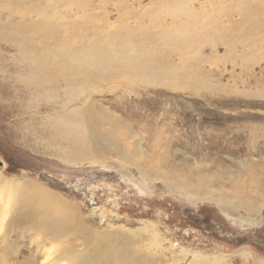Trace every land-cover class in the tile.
I'll return each instance as SVG.
<instances>
[{
	"label": "rangeland",
	"instance_id": "obj_1",
	"mask_svg": "<svg viewBox=\"0 0 264 264\" xmlns=\"http://www.w3.org/2000/svg\"><path fill=\"white\" fill-rule=\"evenodd\" d=\"M44 1L32 0L31 7L30 1L0 0L1 173L27 187L38 189V185L66 205L73 204L75 215L92 233L135 227L154 231L149 238L159 241H152L150 248L159 263L189 264L190 254L199 253L209 261L221 258V264H261L264 206L254 224L238 222L211 200L193 203L168 187L162 177L143 178L138 167L121 162L111 151L91 152L92 146L83 141L84 131L63 141V131L47 121L49 115L61 111L56 106L67 95L63 76L54 84L44 82L36 91L33 84L41 78L39 61L32 56L33 50H20L15 42L24 35L13 26L22 22L29 26L40 19L41 13L35 10ZM45 11L51 25L59 28L58 35L77 46L90 41L84 34L96 33L92 29L97 35L90 36L101 41L124 28L140 35L122 44L126 53L112 55L101 70H92L104 75L113 67L114 75L90 82L88 97L96 110L107 107L127 123L135 134L129 147L142 146L141 157L144 151L151 153L152 163H144L146 168L170 167L175 178L193 177L195 184L199 170L205 184L231 182L227 168L239 167L238 162L247 159L253 173L260 174L259 164L264 160V0H85L76 5L52 3ZM178 29L190 30V45L183 43L184 35H173ZM166 32L167 39L163 37ZM39 35L32 37L39 40ZM63 56L58 53L56 58ZM127 59L142 64L144 72L119 76L127 70L119 68L116 74ZM46 67L54 74L51 66ZM48 132L56 141L50 140ZM72 150L73 156H64ZM245 176L252 175L247 172ZM254 181L264 182V177L256 176ZM250 182L242 184L246 190ZM255 198L261 200L258 194ZM230 214L247 216L242 209ZM73 231L80 233L79 228ZM88 240L92 248L95 242ZM19 242V252L5 251L3 259L0 243V264H18L16 260L30 254L28 239L21 236ZM76 242L78 248L83 247L80 239ZM185 252L186 257L180 259Z\"/></svg>",
	"mask_w": 264,
	"mask_h": 264
},
{
	"label": "bare ground",
	"instance_id": "obj_2",
	"mask_svg": "<svg viewBox=\"0 0 264 264\" xmlns=\"http://www.w3.org/2000/svg\"><path fill=\"white\" fill-rule=\"evenodd\" d=\"M8 1L9 3H12L11 1L14 3L20 2V0ZM23 1V3L30 1V6H33V4H31L32 0ZM38 1L41 2L42 0ZM84 1L85 0H45L44 2H46V4H39V7L35 10V12L43 14V17L40 14L41 18L29 26L26 24L29 22H22L20 23L22 25L13 26L14 31L24 35L22 39H16L15 42H18L17 48L21 50V47H26L29 52L33 50L32 56L36 55L39 61L38 69L41 75V81L39 80V82L33 84L36 91L41 89V85L44 82L47 84L53 82L54 84L56 79L58 81L60 80L58 79L60 76L64 78L61 80L63 81L62 83L66 85V92H64V94L67 95L60 99V104L56 106L60 108L61 111L49 115L47 121L51 122L53 127L63 131V141L65 142L68 137H74V135H78L84 131L86 137L83 141L92 146L91 152L97 153V155H104L105 152L111 151L116 154V157H118L121 162L138 167L143 174L141 175L143 178L162 177L168 187L186 195L193 203H196L195 200H211L217 205L223 206L227 210V213L232 216V218H235L234 220L238 222L246 221L254 224L257 220V213H259L261 207L264 206V182L254 181L256 176L261 178L264 177V160L259 164L261 170L260 174L258 172L256 174L253 173L251 160L247 159L238 162L239 167L231 166V168H227L226 177L230 178L232 180L231 182L227 180L219 183L208 182L205 184V180L201 178V171L199 170V181L197 182L195 180V182H197L195 184L192 180L193 177L183 179L175 178L171 168H164L160 163H158L160 166L154 167L152 171L144 165V163H152L150 157L151 153H145L144 151L143 157H141L142 146H137L135 144L132 145V148L129 147V143L131 139L134 138L135 134L127 123L121 118L116 117L114 113L108 111L107 107L100 108L99 110L93 107V102L88 97L90 94L88 93V86L91 85L90 82L99 80L103 78V76L114 75V73L112 74L111 72L113 67L111 69L107 68L104 75L96 74L92 70H101L102 68L100 67H102L103 62L107 64L106 61L110 59L112 55L120 57L119 55L126 53V49L122 44L124 42H133L135 36L139 34L125 30L124 28L123 30L121 29V33H119L120 31L115 32V34H113L115 36L112 38L109 37L112 35H109V40L101 41L97 37L92 38L93 35H97V30L92 29L96 33L92 32L91 34L89 31L92 37L90 34L85 33L84 35H88L86 37L90 41L80 46L74 45V41L62 38L58 35L59 28L53 27L49 21L48 14L45 11L46 5L52 3L58 4L61 2L76 5ZM24 10H26V8ZM7 25L10 24H3L2 26ZM188 31L190 30L178 29L173 35H176V33L184 35L187 40L185 41L184 39L183 43L187 44L186 42H188L190 45V36L187 37V34L189 35ZM32 34H40L36 37L39 38V40H34ZM20 37L22 36L20 35ZM138 37L140 38V35ZM163 37L167 39V32L163 34ZM140 40L141 39H139V41ZM28 53H26V55ZM58 53L65 54V56L56 58ZM29 55H31V53L28 54V56ZM28 58L29 57H27V59ZM35 60L34 62H36ZM133 61L127 59L125 63H121L118 69H116V74L120 72L119 68L121 71L127 69L126 71H122L119 76L129 75L131 71L144 72L142 70V64L137 65ZM46 66H51L50 70L57 75V78L54 74L48 72ZM133 66L134 68H132ZM150 66H153V64H150ZM146 67L147 66L144 65V69ZM88 71H91L92 74L88 73ZM78 75L81 77L79 80L77 79ZM69 77H73L75 80L77 79V81L70 80ZM45 87L50 86L46 85ZM59 87H61V85ZM55 90L57 91V88ZM55 93L56 92H54V94ZM51 99L52 96L48 95L47 100ZM105 123H108L110 126L104 127ZM118 129H120L119 132L121 137L116 133ZM58 132L56 131L57 135ZM72 132L73 134H71ZM47 134L50 140L56 141V137L53 136L54 134L51 135L49 132ZM73 151L74 150L71 152L68 151V155L64 156H73V154H75V151ZM0 165H2L1 161ZM247 172L252 176L246 178L245 174ZM217 178L222 180V178ZM247 180L252 182L246 186V190L245 186L242 184ZM36 186L39 190L31 188L30 186H25L23 182L16 178L10 179L0 171V243L1 248L4 250V253L1 254L2 259L3 256H6L5 251L8 254L10 252H19L22 245L19 242V237L22 236L29 241L27 242V247L30 250V254L28 256H23L22 260H16L18 264H162L159 263L160 260L157 259L155 256L156 254L151 251L152 247L150 248V243L154 244L152 241H154L155 244L159 241H156L152 236V238H149L150 234L153 235L155 233L154 231L145 229L144 227H135L112 229L106 233H92L85 225L81 224L82 221L75 215L76 213L74 212L76 210L73 208V204L71 205L68 203V205H66L62 200L50 198L40 186ZM257 194L261 197V200L255 198ZM239 209L245 210L247 216L243 215L244 217H242L230 214L237 212ZM253 213H255V215H251ZM75 228H79L80 233H74L73 230H75ZM89 238H92L95 242L92 248L90 247L92 243L90 242L89 244ZM77 239L82 241V248H78ZM149 239H151V241ZM21 241L23 240L21 239ZM142 243L145 245L143 246ZM143 247H145V249ZM186 254L187 252H185L180 259L186 257ZM220 259L221 258L215 257L214 260L209 261V259H205V257L199 253H191L189 264H221ZM261 264H264V260Z\"/></svg>",
	"mask_w": 264,
	"mask_h": 264
}]
</instances>
